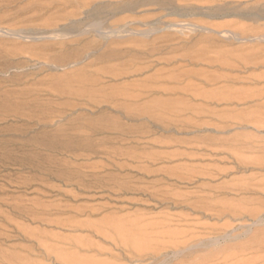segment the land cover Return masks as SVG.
Instances as JSON below:
<instances>
[{
	"label": "rangeland",
	"instance_id": "rangeland-1",
	"mask_svg": "<svg viewBox=\"0 0 264 264\" xmlns=\"http://www.w3.org/2000/svg\"><path fill=\"white\" fill-rule=\"evenodd\" d=\"M191 90L249 97L201 99ZM255 110L264 112V0H0V264H60L41 243L102 264H260L262 256L264 264V248L237 247L264 226V151L240 144L264 145V127L235 119L226 133L214 127ZM38 153L106 170L108 187L85 194L64 185L61 171L38 175ZM157 190L167 200L152 197ZM65 201L104 206L43 218H123L132 229L122 233L141 246L27 215ZM52 235L88 239L93 249Z\"/></svg>",
	"mask_w": 264,
	"mask_h": 264
},
{
	"label": "bare ground",
	"instance_id": "bare-ground-1",
	"mask_svg": "<svg viewBox=\"0 0 264 264\" xmlns=\"http://www.w3.org/2000/svg\"><path fill=\"white\" fill-rule=\"evenodd\" d=\"M52 45V44H51ZM50 45V46H51ZM48 46V45H47ZM49 47V46H48ZM51 48V47H50ZM45 49V48H44ZM116 49V48H115ZM111 54V53H110ZM59 55V54H58ZM55 61V60H54ZM59 62V61H58ZM217 62V61H216ZM224 63V62H223ZM229 64V63H228ZM227 63H226V65H228ZM231 64V63H230ZM128 65H130V64H128ZM223 65H225V63L223 64ZM230 66V65H229ZM223 67V66H222ZM83 68V67H82ZM230 68V67H229ZM80 70V69H79ZM106 72H107V70H106ZM111 72V71H110ZM109 72V73H110ZM183 72V71H182ZM181 72V73H182ZM108 73V74H109ZM184 73V72H183ZM111 74V73H110ZM115 74V73H114ZM195 74H197V73H195ZM173 75V74H172ZM171 75V77L173 78L174 76H172ZM118 76V75H117ZM179 76V75H178ZM183 76V75H182ZM190 76V75H189ZM177 77V76H176ZM185 77H186V75H185ZM220 77V76H219ZM221 77H223V76H221ZM96 78H98V77H96ZM171 78V79H172ZM179 78V77H178ZM177 78V79H178ZM215 78H217V77H215ZM226 78V77H225ZM224 77L223 78H219V79H222V80H224L225 79ZM95 79V78H94ZM163 79H165V78H163ZM176 79V80H177ZM204 79H206V78H204ZM93 80V79H92ZM91 80V81H92ZM99 80H100V78H99ZM153 80V79H152ZM155 80V79H154ZM175 80V79H174ZM200 80V79H199ZM228 80V79H227ZM226 80V81H227ZM93 81H96V79L95 80H93ZM202 82H203V80H201ZM218 81V80H217ZM225 81V80H224ZM236 81V80H235ZM99 82V81H98ZM176 82V81H175ZM202 82H200V83H202ZM95 83V82H94ZM149 83V82H148ZM164 83V82H163ZM96 84H98V83H96ZM159 84V83H158ZM157 84V85H158ZM187 84H190L191 85V83H187ZM187 84H186V87L183 89V91H185V90H187L188 88H190V86L188 85L187 86ZM193 84V83H192ZM195 84V83H194ZM197 84V83H196ZM205 84V83H204ZM144 85H145V87L147 86V84L146 83H144ZM150 85V84H149ZM156 84L155 85H153L154 87L155 86H157ZM195 86H197V85H195ZM148 87H150V86H148ZM162 87V86H161ZM188 87V88H187ZM193 87H194V85H193ZM157 88H160V87H156V89ZM166 88V89H165ZM165 88H163L162 87V90L164 89V90H167L168 88L167 87H165ZM187 88V89H186ZM195 88V87H194ZM193 88V89H194ZM198 88H201V87H198ZM137 89H138V87H137ZM136 89V90H137ZM161 89V88H160ZM175 89V88H174ZM196 89H197V87H196ZM145 90H147L148 92H147V94L150 92V90H152V89H147V88H145ZM189 91L188 92H190V89H188ZM201 90V89H200ZM138 91V90H137ZM160 91V90H159ZM191 91H193V90H191ZM134 92H136V91H134ZM204 92V93H203ZM203 92H200V91H196V90H194L193 92H191V94H193L194 93V95L196 96V97H200L201 99L204 97V98H218L220 101H229V102H231V101H233V100H238V101H241V100H243V99H245V98H247V97H249V95L247 96V95H242V92L241 93H239V94H236V96L235 95H229V94H223V95H216V94H214V93H212V94H207L206 93V91H203ZM238 92V91H237ZM127 93V92H126ZM131 93H133V92H131ZM131 93H129L128 95L131 97ZM139 93H141V92H139ZM154 93V92H153ZM229 93H232V92H229ZM234 93V92H233ZM135 94V93H134ZM142 94V93H141ZM143 94H146V93H143ZM185 94V93H184ZM187 94H189V93H187ZM127 96V95H126ZM185 96V95H184ZM191 96V95H190ZM193 96V95H192ZM194 96V97H195ZM202 96V97H201ZM251 96H253V95H250V98H251ZM109 97V96H108ZM194 97H192V99L194 98ZM195 97V98H196ZM123 98H124V95H123ZM136 98V97H135ZM189 98V97H188ZM115 99V98H114ZM131 99V98H130ZM129 99V100H130ZM210 99V100H211ZM121 100H122V98H121ZM111 101V100H110ZM126 101H127V99H126ZM204 101V100H203ZM130 102H132V101H130ZM208 102V101H207ZM183 106H185V105H183ZM190 107V106H189ZM188 106H187V109L189 108ZM194 107V106H193ZM192 107V108H193ZM201 107H203V106H201ZM166 108H168V107H166ZM171 108V107H170ZM169 108V109H170ZM173 108V107H172ZM172 108L169 110V112H171L172 114H175V112L176 111H172ZM175 109H177V108H175ZM180 109H182V107H180ZM180 109H178L179 111H180ZM194 109V108H193ZM203 109H205L204 107H203ZM202 109V110H203ZM166 110V109H165ZM177 110V111H178ZM192 110V109H191ZM196 110V109H195ZM206 110H208L207 108H206ZM210 110V109H209ZM163 111H164V109H163ZM167 111V110H166ZM178 111V112H179ZM211 111V110H210ZM185 112H187V110L185 111ZM192 112H194V111H192ZM198 111H196V113H197ZM168 113V112H167ZM171 113H169V114H171ZM182 113V112H181ZM183 113H184V110H183ZM196 113H191V114H193V115H196V116H199V115H201V112H199V114H196ZM208 113H211V112H208ZM166 114V113H165ZM164 114V115H165ZM179 114H180V112H179ZM178 114V115H179ZM167 115V114H166ZM176 115H177V113H176ZM212 115V114H211ZM168 117H170V115H167ZM172 116V115H171ZM174 116V115H173ZM172 116V117H173ZM171 117V118H172ZM178 117V116H177ZM189 118V117H188ZM196 118H198V117H196ZM202 118V117H201ZM201 118L199 119V120H201ZM213 118V117H212ZM230 119H228V120H226L224 117H219L218 118V123L217 124H215L214 125V127H215V131L216 132H219V133H221V132H228L226 129H228L233 123L235 124V122L236 123H238V125H240V124H242V122L244 123V122H247V123H252L253 125H255L257 128H263L264 127V112L263 111H259V110H255L254 112H253V114H251V113H244V114H238V115H236V116H232V117H229ZM173 119H176V118H173ZM190 119V118H189ZM193 118L191 117V121H196V120H192ZM210 119V118H209ZM235 119V122L234 121H232V120H234ZM172 120V119H171ZM171 120L169 121V122H171ZM187 120V119H186ZM205 120V119H204ZM207 120V119H206ZM213 120V119H212ZM231 120V121H230ZM173 121V120H172ZM190 121V120H189ZM190 121V122H191ZM215 121V120H214ZM214 121H212V122H214ZM199 122V121H198ZM202 122V124H209V123H207L208 121H201ZM172 123V122H171ZM186 123V122H185ZM192 123V122H191ZM194 123V122H193ZM193 123L192 124H189V125H193ZM240 123V124H239ZM188 123H186V125H187ZM188 125V126H189ZM199 125H201V124H198L197 126H199ZM210 125H212V124H210ZM191 127H193V126H191ZM228 127V128H227ZM243 127V126H242ZM245 127V126H244ZM200 128V127H199ZM202 128V127H201ZM200 128V129H201ZM197 130H199V129H197ZM204 130H205V128H204ZM214 130V129H213ZM209 131V130H208ZM225 132V133H226ZM253 139V138H252ZM217 140H219V142L220 143H218L217 145H219L218 147H221L223 144L222 143H224L223 142V140L221 141V139H217ZM234 140H236L237 141V139H234ZM225 141V140H224ZM213 142H214V140H213ZM213 142H211V143H213ZM222 142V143H221ZM227 142V141H226ZM262 142V141H261ZM229 144H233V143H230L229 142ZM237 144H239V143H237ZM241 145H243V148H244V146L245 147H250V148H254V147H256L257 148V150L258 151H260V150H262V151H264V145H256L254 142H251L250 141V139L249 138H244L243 140H241V143H240ZM231 145H230V147H231ZM256 145V146H255ZM202 146V145H201ZM229 146V145H228ZM233 146H236V145H233ZM218 147H215L217 150L219 149ZM112 148V147H111ZM116 148V147H115ZM196 148V147H195ZM229 148V147H228ZM239 148H240V146H239ZM194 149V148H193ZM198 149V148H197ZM204 149V148H203ZM207 148H205L204 149V151L206 150ZM220 149H222V148H220ZM226 150V149H225ZM74 151H77V150H74ZM215 151V150H214ZM221 151V150H220ZM222 151H224V150H222ZM227 151V150H226ZM229 151V150H228ZM110 152V151H109ZM112 152V151H111ZM117 153V152H116ZM211 153V152H210ZM228 153V152H227ZM263 153V152H262ZM39 154V153H38ZM264 154V153H263ZM229 155H230V153H229ZM228 155V156H229ZM48 156H50V155H48ZM39 157L42 159V161H40V162H38V161H36L35 162V167H36V170L35 171H37V174L38 175H42V176H47V177H51V175H54L55 174V172L57 171H61L60 173H62L63 174V176L64 177H62V181L64 182V185L65 184H69V185H71V187L72 186H74V188H72V189H76L77 191H79V192H83V193H85L86 194V192H88V194H90L89 192H92V190H88L89 188H104V186L106 185V183H105V180H104V178L106 179V176H108V175H110L109 173H107L106 172V170H88V171H86L85 169L84 170H82L83 169V165H81V164H73V162L71 161V160H66V159H63V158H59L58 160H51L50 159V157H49V159H47L46 157V155L44 156V155H41V154H39ZM231 158H233V161L235 162V163H237V159H236V157H233V156H230ZM33 158V157H32ZM39 158V159H40ZM36 159V158H35ZM34 159V160H35ZM39 159H36V160H39ZM262 160V159H261ZM258 161V160H257ZM34 162V161H33ZM241 162H242V160H241ZM256 162V161H255ZM263 162V161H262ZM234 163V164H235ZM250 163V162H249ZM238 164V163H237ZM254 164V163H253ZM34 165V164H33ZM32 165V166H33ZM236 165V164H235ZM241 165V164H240ZM253 166V165H252ZM259 166V165H258ZM82 167V168H81ZM87 167V166H86ZM85 168V167H84ZM101 168H103V167H101ZM87 169V168H86ZM107 169V168H106ZM212 171V170H211ZM57 172H56V174H57ZM62 176V175H61ZM40 177V176H39ZM53 177H55V176H53ZM41 178V177H40ZM61 180V179H60ZM63 182H61V183H63ZM93 183V184H92ZM93 187H92V186ZM109 185V184H108ZM111 185V184H110ZM109 185V186H110ZM47 187V186H46ZM45 187V188H46ZM57 187V186H56ZM105 187H108V186H105ZM115 187V186H114ZM241 187V186H240ZM44 188V187H43ZM112 188H113V186H112ZM242 188V187H241ZM249 188H251V187H249ZM47 189H51V188H48L47 187ZM52 189L53 190H51V191H56L57 192V194H62L63 196H65V198H66V196L67 197H69L70 198V200H72V201H77V200H79L80 198H79V196H78V194H79V192H78V194L76 193V192H71V191H64V189L63 190H61L60 188L59 189H55V187L54 186H52ZM106 189V188H105ZM110 189H111V187H110ZM119 189V188H118ZM238 189V188H237ZM245 189V188H244ZM243 189V190H244ZM97 190V189H96ZM100 190V189H99ZM102 190V189H101ZM109 190V189H108ZM120 190V189H119ZM122 190H123V188H122ZM235 190V189H234ZM241 190V189H240ZM48 191V190H47ZM94 193H96V194H98V193H100L99 191H93ZM155 192V195H152V197H160L161 198V200L163 199V201L166 199V198H168L169 196H168V193L166 192V191H163V190H157V191H154ZM253 192V191H252ZM153 193V192H152ZM150 194V193H149ZM263 194V193H262ZM80 195V194H79ZM92 195V194H91ZM95 196V195H94ZM168 196V197H167ZM206 196V195H205ZM209 196V195H208ZM90 197V196H89ZM202 198V197H201ZM207 198V197H206ZM82 199V198H81ZM84 199V198H83ZM207 199H209V198H207ZM66 200V199H65ZM160 200V201H161ZM167 200V199H166ZM179 200V199H178ZM197 200V199H196ZM203 200H205L204 198H203ZM181 200H179V202H180ZM62 202V201H61ZM66 202V201H65ZM64 202V203H65ZM68 202V201H67ZM66 202V204H54V205H50V207L49 206H46V205H42V204H38V206H36L35 208L34 207H32V209H30L29 211H28V213H27V215L28 216H30V219L31 220H45V222L47 221V222H49V223H55V224H60V225H62V226H69V227H74V228H79V227H81V229H82V227L84 226L85 227V229L86 228H88L89 230H91L92 232H93V234H95V235H97V236H99V237H101V238H103V239H111V241H114V243H115V245H118V244H120V243H122V244H125L126 246H128V247H130V246H135V247H140L141 246V244L138 242V240L137 239H135L134 237H129L131 234H129V236H127L126 237V235L124 234V233H122L124 230L125 231H129V230H131L132 229V226H131V224L130 223H125V222H123V220L122 219H120V218H116L115 216L114 217H106V218H104V219H101V221H99L98 223H91V222H88V221H84V222H80V221H75V220H72L71 219V216H69V217H67V218H65V219H44L43 218V215H45V214H51L50 212L51 211H53V210H55L54 212H64V213H73L75 216L76 215H78V214H87V215H93L96 211H98V210H100V208H102L103 206H98V207H94V206H91V205H87V204H71L70 202L69 203H67ZM173 202H175L174 200H173ZM177 202V201H176ZM258 203V202H257ZM176 204V203H175ZM204 205V204H203ZM207 205V204H206ZM227 205H225V207H226ZM223 207V206H222ZM224 207V208H225ZM105 208V207H104ZM201 208V207H200ZM203 208V207H202ZM206 208V207H205ZM249 208V207H248ZM209 209V208H208ZM226 209V208H225ZM225 209H223V210H225ZM250 209V208H249ZM255 209V208H254ZM226 210H230L231 212H232V214H233V212L235 213V212H237V211H240L241 213H249L250 215L251 214H253V212L252 211H249V210H247V211H242V209L240 208L239 210H237L236 211V209L235 208H228L227 207V209ZM233 210V211H232ZM246 210V209H245ZM222 211V210H221ZM230 211H228V212H230ZM255 211V210H254ZM217 212H219V211H217ZM225 212V211H224ZM258 213V212H257ZM256 213V214H257ZM231 214V213H230ZM231 214V215H232ZM236 214V213H235ZM256 214H254V215H256ZM240 215H243V214H240ZM253 215V216H254ZM258 215V214H257ZM260 218V217H259ZM169 219V218H168ZM171 222V221H170ZM161 223V222H160ZM152 226V225H151ZM167 226V225H166ZM228 226V225H227ZM154 228V227H153ZM225 229V228H224ZM91 231H89V232H91ZM149 231V230H148ZM194 233V232H193ZM122 234H124V235H122ZM46 237H48V235L47 234H44ZM116 236V237H115ZM124 236V237H123ZM118 237H120V239L118 238ZM51 238L52 239H56V238H59V237H57V236H54V235H52L51 236ZM61 241V243L62 244H65V247L68 245L69 247L71 246V247H77V248H83V247H87V248H90L91 247V244H93V242L91 243L90 241H87L88 239H84V238H81V237H77V238H66V239H61V238H59ZM119 239V240H118ZM245 239H246V242L245 243H242V244H238L237 245V247H239V248H241V249H257L256 251H260L261 249H263L264 248V226L263 227H261V228H257L256 230H254V231H252L250 234H248V235H246L245 236ZM57 241H59L58 239H56ZM176 240H178V239H176ZM175 241V240H174ZM39 242V241H38ZM177 242V241H176ZM180 243H182L181 241H179ZM43 243H45V242H43ZM91 243V244H90ZM58 244V243H57ZM39 246H40V248H41V251L46 255V256H50V255H53V258L55 259V260H57L60 264L61 263H63V264H68V263H73V262H75V261H78V262H80V264H102V263H96V262H93V261H95L94 259H92L93 261H91V259H88V258H79V257H77L76 255H74V254H71V253H68V252H66V251H64V248L61 246V247H59V246H53V245H49V244H38ZM121 245V244H120ZM233 245V244H232ZM231 245V246H232ZM236 245V244H235ZM38 246V247H39ZM94 246H96V245H93V247ZM230 246V245H229ZM168 248H170V247H168ZM231 248H233L234 249V247H231ZM67 249V248H66ZM90 249H93V248H90ZM96 249V248H95ZM130 249V248H129ZM140 249V248H139ZM156 249V248H155ZM220 249V248H219ZM225 249V248H224ZM227 249V248H226ZM258 249H260V250H258ZM97 250H99V249H97ZM133 249H131V252H133L132 251ZM136 250V249H135ZM138 250V249H137ZM141 250V249H140ZM236 250V249H235ZM139 251V250H138ZM222 251V250H221ZM254 251V250H253ZM253 251H251V250H249V252L251 253V252H253ZM135 253V252H134ZM138 253V252H137ZM136 253V254H137ZM140 254H141V252H139ZM258 253V252H257ZM147 254V253H146ZM219 254V253H218ZM234 254V253H233ZM232 254V255H233ZM128 255V254H127ZM214 255V254H213ZM231 255V254H230ZM254 255V254H253ZM134 256V255H133ZM256 256V255H255ZM255 256H253V258L254 259H256L255 258ZM217 257V256H216ZM258 257V256H257ZM232 258V257H231ZM261 258V257H260ZM259 258V259H260ZM262 258H263V256H262ZM262 258H261V260H260V262L262 261V263H263V260H262ZM225 259H228V257L227 258H225V256H224V260ZM230 259V258H229ZM248 259H250V258H248ZM218 260V259H217ZM223 260V261H224ZM252 260V259H251ZM257 260V259H256ZM255 260V261H256ZM241 262H242V260H240ZM239 261V262H240ZM245 261V263H246V260H244ZM243 261V262H244ZM254 261V262H255ZM242 262V263H243ZM257 262H258V260H257ZM259 262V263H260ZM235 263V262H234ZM250 263V262H249ZM256 263V262H255ZM262 263H260V264H262ZM177 264V263H176ZM235 264H237V263H235ZM244 264V263H243ZM252 264V263H251ZM257 264V263H256Z\"/></svg>",
	"mask_w": 264,
	"mask_h": 264
}]
</instances>
